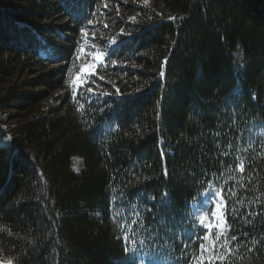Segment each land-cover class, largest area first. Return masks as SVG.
Returning a JSON list of instances; mask_svg holds the SVG:
<instances>
[{
    "label": "trees",
    "instance_id": "trees-1",
    "mask_svg": "<svg viewBox=\"0 0 264 264\" xmlns=\"http://www.w3.org/2000/svg\"><path fill=\"white\" fill-rule=\"evenodd\" d=\"M124 1L0 0V257L264 264V0Z\"/></svg>",
    "mask_w": 264,
    "mask_h": 264
},
{
    "label": "rangeland",
    "instance_id": "rangeland-1",
    "mask_svg": "<svg viewBox=\"0 0 264 264\" xmlns=\"http://www.w3.org/2000/svg\"><path fill=\"white\" fill-rule=\"evenodd\" d=\"M142 2L146 3V1ZM124 5L131 7V4L127 1L111 0L109 6L105 8V14L107 15L103 18L101 22H99L100 25L104 27L105 32H108L107 30L109 29L115 32L116 29L113 28V24H115L116 22L118 23L122 20L127 21V17L129 16L126 11L127 8H125ZM109 21H113L112 24H109ZM99 37H101V35H99L98 38ZM89 65H92V63H86L82 70L78 72L75 77V80L77 82H79L83 78V74H95L94 67L89 68ZM73 168L75 171L79 170L78 159H74ZM190 210L193 215L194 221L204 231L210 232L223 230V202L221 199L220 190L216 186H211L208 190L200 194L196 198V200L191 204ZM0 264H11V262L10 259L6 257H0Z\"/></svg>",
    "mask_w": 264,
    "mask_h": 264
},
{
    "label": "snow or ice",
    "instance_id": "snow-or-ice-1",
    "mask_svg": "<svg viewBox=\"0 0 264 264\" xmlns=\"http://www.w3.org/2000/svg\"><path fill=\"white\" fill-rule=\"evenodd\" d=\"M88 67H89V68H92V67H94V65H89ZM217 195H219V194H217ZM218 207H219V206H218ZM233 239L235 240L236 237H233Z\"/></svg>",
    "mask_w": 264,
    "mask_h": 264
}]
</instances>
